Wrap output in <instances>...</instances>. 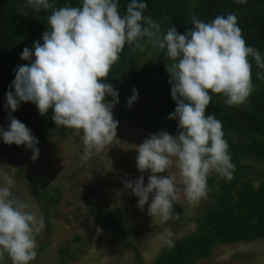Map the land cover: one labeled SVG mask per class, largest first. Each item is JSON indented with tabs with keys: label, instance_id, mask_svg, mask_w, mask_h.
Instances as JSON below:
<instances>
[{
	"label": "clouds",
	"instance_id": "obj_1",
	"mask_svg": "<svg viewBox=\"0 0 264 264\" xmlns=\"http://www.w3.org/2000/svg\"><path fill=\"white\" fill-rule=\"evenodd\" d=\"M53 2L26 0L29 7L52 12L43 43L25 47L21 59L30 63L15 69V79L6 93L12 113L21 102L33 103L42 116L51 109L57 127L75 129L80 136L82 159H91L112 144L119 125L113 115L119 91L101 81L109 76L125 45L139 48L143 41L165 50L172 61L167 71L177 106L168 119L178 121L179 134L160 131L136 146L138 170L151 175L147 185L141 175L134 182H125V188L138 197L141 210L147 205L149 216L167 220L181 196L189 202L207 196L210 174L232 179L235 165L222 123L206 111L212 94L223 95L230 106L248 100L254 90L249 58L264 69V57L247 45L235 14L219 15L210 22L193 16L192 29L180 34L174 25L162 32L160 24L145 16L146 0H130L124 15L119 11L120 0H81L79 7L60 8H53ZM234 2L246 4L247 0ZM256 76L264 79L262 72ZM138 96V90L133 89L129 107ZM9 119L7 130L0 127V138L8 145L26 146L37 160L38 139L11 114ZM173 166L179 170V181L170 172ZM160 173L167 175H157ZM13 186L8 176L0 184V260L7 254L12 264H31L37 256L36 236L45 221L29 203L14 195ZM164 243L173 244L171 240Z\"/></svg>",
	"mask_w": 264,
	"mask_h": 264
},
{
	"label": "trees",
	"instance_id": "obj_2",
	"mask_svg": "<svg viewBox=\"0 0 264 264\" xmlns=\"http://www.w3.org/2000/svg\"><path fill=\"white\" fill-rule=\"evenodd\" d=\"M129 2L120 0L121 15L125 14ZM146 3L148 7L144 15L160 24L162 32L174 25L180 34H186L193 27V16L210 22L219 15L235 14L247 45L257 49L264 57V0H247L246 4H237L234 0H146ZM80 4L81 0H54L53 8L79 7ZM21 9H24L23 15H20ZM51 12L52 9L29 7L26 0H0V120L7 128L10 114L15 118L6 102V93L15 79V69L30 63L21 59L25 47L32 49L34 42L43 43L42 36L48 30L47 21ZM141 45L139 48L125 45L109 76L101 82L110 83L119 91V120L135 124L148 134L167 131L176 136L179 134L178 121L168 119L177 106L171 96L170 74L167 72L166 77H161L165 74L164 69L167 70V64L172 61L165 50L153 48L143 41ZM154 51L158 52L164 65H160L156 72L147 67L136 72L137 62L149 57ZM249 59L254 90L247 100L248 109L243 105L230 106L223 95L212 94L206 111V114L214 115L222 123L224 139L235 165L233 177L223 181L208 177L207 195L213 204L199 221L197 231L177 241L154 264H199L209 259L218 245L264 240V182L255 188L244 165L249 159L264 163V79L256 76L257 72L264 73V69L258 68L255 61ZM123 79L127 85L119 84ZM133 89L145 90L152 95L151 101L142 106L137 115L128 110L127 101L132 97ZM107 99L111 101L112 98ZM52 115L53 111L49 109L48 114L42 116L36 105L27 102L21 122L37 129L34 136L40 142L64 137L65 127H57ZM243 115L247 117L248 123L242 121ZM182 213L183 209L174 205L173 214ZM92 216L99 227L113 232L117 245L137 252L128 242L130 233L125 228V220L120 212L105 216L93 209ZM6 259H9L7 254L0 262Z\"/></svg>",
	"mask_w": 264,
	"mask_h": 264
},
{
	"label": "rangeland",
	"instance_id": "obj_3",
	"mask_svg": "<svg viewBox=\"0 0 264 264\" xmlns=\"http://www.w3.org/2000/svg\"><path fill=\"white\" fill-rule=\"evenodd\" d=\"M23 11L21 9L20 15L24 14ZM160 65L164 64L154 51L139 60L135 68L136 72L145 67L156 72ZM164 71L162 78L167 76L168 71ZM119 84L127 85L125 79ZM138 92V99L128 109L134 115L152 98L145 90ZM26 105L27 102H21L14 112L19 121ZM241 105L246 110L249 107L248 101ZM113 115L119 122L117 137L89 160L82 159L84 145L72 128H65L64 137L39 141L40 155L35 161L26 146L8 145L0 138V184L4 183L5 176L11 177L14 195L29 203L31 210L37 211L38 217L45 221L44 229L36 236L37 256L31 264H154L177 241L197 231L199 221L213 204L208 195L196 202H189L181 196L177 205L183 213H172L167 220L149 216L147 205L141 210L138 197L125 188V182H134L143 175L147 185L151 173L138 170L135 148L150 134L135 124L119 120L117 104ZM241 119L248 123L246 116ZM26 126L35 135L37 129L33 125ZM0 127L8 129L1 120ZM244 165L253 186L260 187L264 182V163L249 159ZM170 172L179 181V170L173 166ZM157 175L166 176L167 173ZM209 177L225 180L217 173ZM93 209L105 216L120 212L130 233L128 242L137 252L117 245L113 232L97 225L92 216ZM165 240H171L172 246H167ZM0 264H12V261L9 258ZM199 264H264V240L218 245L211 257Z\"/></svg>",
	"mask_w": 264,
	"mask_h": 264
}]
</instances>
